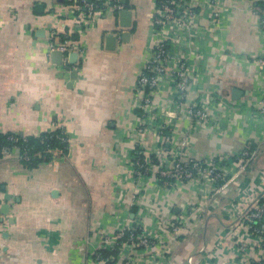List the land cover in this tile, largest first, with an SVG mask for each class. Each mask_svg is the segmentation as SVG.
<instances>
[{
  "label": "crops",
  "instance_id": "1",
  "mask_svg": "<svg viewBox=\"0 0 264 264\" xmlns=\"http://www.w3.org/2000/svg\"><path fill=\"white\" fill-rule=\"evenodd\" d=\"M106 1L81 33L65 0H0V132L61 131L67 138L66 151L32 168L18 149L0 158V264H96L97 250L115 256V247V264L263 259L260 246L250 248V258L235 255L236 243L252 240L232 204L260 195L264 201V0H224L215 23L210 0H198L194 28H170L163 37L172 59L146 111L137 81L158 39L154 0ZM124 7L132 11L126 42L120 34L129 29L118 16ZM64 39L77 49L57 62L51 44ZM175 61L190 76L182 99L172 91ZM194 103L206 110L205 121L187 114ZM160 120L171 135L166 148L182 157L229 160L223 194L197 178L167 186L155 172L134 175L136 151L168 158L160 153ZM242 151L249 154L240 171ZM167 220L177 229L162 233L169 252L160 260L121 248L115 238L121 227L155 234Z\"/></svg>",
  "mask_w": 264,
  "mask_h": 264
},
{
  "label": "built area",
  "instance_id": "2",
  "mask_svg": "<svg viewBox=\"0 0 264 264\" xmlns=\"http://www.w3.org/2000/svg\"><path fill=\"white\" fill-rule=\"evenodd\" d=\"M72 8L76 11L75 22L77 23L76 31L83 32L86 27L90 26L94 19L99 16L100 12L106 8L108 2L106 0H74ZM224 0H210V22L215 23L219 16V5ZM100 2V3H98ZM200 5L198 0H154L153 11L150 14L152 23L156 28L158 39L154 45V53L148 62L145 64L142 72L139 74L137 81V89L141 95L140 107L145 109L149 107L154 98L156 89L159 87L160 82L166 73H168L167 67L168 63L171 62L172 56L170 50L166 47L164 41V35L168 34L167 30L175 29L178 32L180 30H188L194 28L196 23V18L198 16L195 11V6ZM119 8V5L116 6ZM262 27L264 28V14L261 19ZM73 32V31H71ZM71 32L69 34H71ZM178 35L177 33L174 34ZM51 49H57L62 53H67L69 51L75 50L76 44L74 41L69 39H64L61 42L51 44ZM175 66L172 71V78L174 81L175 88L179 91L180 95L186 91L189 85V73L183 62L175 61L173 64ZM185 94V93H184ZM179 96V95H178ZM182 99L183 95L179 96ZM187 114L196 121L206 120V110L199 105V103H194L189 106L186 110ZM259 112L264 115V98L260 101ZM165 120L158 121V128H162L159 131V146L160 153L162 152L164 156L168 158H161L157 155L156 158L150 157L146 159L142 156V152L136 151L133 156L132 163L134 166V175L140 177L148 172H155L159 180L164 182L167 186H173L178 183L187 182L192 179L203 180L206 183L213 184V193L215 195L223 194L225 187L228 184L227 169L229 165V160H224L222 157L216 158L217 160H201L195 158L182 157L178 152L172 150V148H166V145L171 143V135L166 127ZM51 132V131H50ZM59 139L67 142L65 135H59ZM11 140H16L17 138L10 137ZM185 142H181L184 145ZM18 149V147L14 148ZM59 149L47 148L46 152L54 153ZM62 151L63 150H59ZM173 151V152H172ZM9 149H5V154H8ZM248 151H242L241 156L237 158L238 168L244 169L247 160H243L242 156H248ZM23 158H28V152L23 149ZM247 196V194H244ZM256 197L253 199H239L235 201L232 205L234 206V213L236 216L238 225L244 226L248 232V238L252 240L250 243L246 240L236 243L235 255L238 257L243 256L245 258H250L251 247L260 246L264 252V201ZM217 197H215V200ZM253 200V201H252ZM162 228L160 231L151 234L145 231L140 226L135 227H121L115 233V238L119 246L125 247L130 246L133 249L141 250L148 256H153L156 258H161L165 253H168V249L163 247L160 243V239L163 237L162 233H168L169 229L176 230V225L172 221H162ZM125 240H122L124 236ZM247 238V239H248ZM259 241H257V240ZM104 250V249H103ZM204 254L200 255V259L203 260ZM115 256L112 254L104 255L102 250H97L94 253V260L96 264H115ZM160 260V259H159ZM188 263L192 264L191 258L188 257ZM124 264H128L126 261ZM157 264H160L157 263ZM248 264H264L263 259H253L250 260Z\"/></svg>",
  "mask_w": 264,
  "mask_h": 264
},
{
  "label": "trees",
  "instance_id": "3",
  "mask_svg": "<svg viewBox=\"0 0 264 264\" xmlns=\"http://www.w3.org/2000/svg\"><path fill=\"white\" fill-rule=\"evenodd\" d=\"M66 3L73 4L74 0H65ZM100 3V2H98ZM59 135H62L61 131L42 132L38 135H27L25 137H15L11 133L0 132V158L5 155V149L11 151L12 148H19L21 162L27 168L35 167L40 162L49 161L52 154L46 152L47 148L59 149L66 151L67 142L59 139ZM10 137L17 138L15 141L11 140ZM23 149L28 152V158H23ZM142 156H140L141 158ZM153 160H155L153 158ZM127 234L122 238L125 240ZM104 255H108L107 250H102ZM115 256L118 254V247H115L111 251Z\"/></svg>",
  "mask_w": 264,
  "mask_h": 264
},
{
  "label": "water",
  "instance_id": "4",
  "mask_svg": "<svg viewBox=\"0 0 264 264\" xmlns=\"http://www.w3.org/2000/svg\"><path fill=\"white\" fill-rule=\"evenodd\" d=\"M122 3H126V0H122ZM41 5H38L37 8H40ZM118 16H119V26L122 27V28H128L129 30H124L123 32H121V40L122 41H127L128 38L130 36V28H131V25H132V11L127 9L126 7L120 9L118 11ZM115 37L114 36H109L108 37V41L109 40H113V43H114V39ZM113 45V44H112ZM112 47V46H111ZM52 56L55 57L57 56L59 60H56L57 62L60 61L61 57H62V52L59 51V50H54L52 52ZM72 56L75 57V54H73ZM240 93L239 90H237L236 88H234L232 90V94L233 96H235L236 94ZM21 135V133H19Z\"/></svg>",
  "mask_w": 264,
  "mask_h": 264
},
{
  "label": "rangeland",
  "instance_id": "5",
  "mask_svg": "<svg viewBox=\"0 0 264 264\" xmlns=\"http://www.w3.org/2000/svg\"><path fill=\"white\" fill-rule=\"evenodd\" d=\"M173 90H174L175 93H178L179 96H181V95L184 96V93H185V92H183V94L180 95L179 91H178L176 88H172V91H173Z\"/></svg>",
  "mask_w": 264,
  "mask_h": 264
}]
</instances>
